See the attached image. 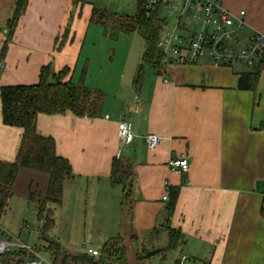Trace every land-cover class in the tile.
<instances>
[{"label":"crops","instance_id":"obj_1","mask_svg":"<svg viewBox=\"0 0 264 264\" xmlns=\"http://www.w3.org/2000/svg\"><path fill=\"white\" fill-rule=\"evenodd\" d=\"M17 1L0 0V88L36 84L45 66L56 72L70 68L73 81L86 60L90 72L93 58L83 57L84 46L90 37L94 42L98 37L108 40L97 29L90 36L93 25L101 26L91 20V5L78 0H29L10 35L7 25ZM224 7L235 16L245 12L239 46L255 34L264 36V0H226ZM115 57L110 50L106 53L99 77L92 82H85L86 69L78 83L73 81L102 92L99 116L38 115V132L55 139L57 154L73 169L59 206L72 213L87 210L89 229L103 246L133 234L142 252H156L168 247L169 226L181 233L175 249L183 255L175 264H186L190 258L197 264H264L263 65L221 66L209 57L191 65L147 66L137 86L142 57L129 52L118 66ZM255 67L261 71L255 86L240 89V75ZM121 120L133 124L137 136L131 144L119 140ZM22 133V128L4 125L0 99V160H15ZM149 133L163 137L156 148L146 145ZM183 155L190 168L180 174L169 162ZM116 157L131 162L134 170L125 204L124 187L113 185L110 178ZM30 180V192L35 182H42L38 188L44 189L43 197L49 177L30 169L20 170L14 195L26 198ZM176 187L179 195L168 223L169 189ZM161 235L168 237V243L158 247ZM55 251L56 264L61 256L67 261L61 247ZM88 256L108 263L89 254L73 258L85 261Z\"/></svg>","mask_w":264,"mask_h":264},{"label":"trees","instance_id":"obj_2","mask_svg":"<svg viewBox=\"0 0 264 264\" xmlns=\"http://www.w3.org/2000/svg\"><path fill=\"white\" fill-rule=\"evenodd\" d=\"M29 0H18L12 17L8 21L10 35L13 33L18 20L28 6ZM110 16H115L110 21ZM92 22L100 24L106 35L119 33L139 32L145 42V50L138 67L135 84L138 86L145 75L147 66L159 67L162 65L157 42L162 30L161 10L147 15L143 8V0H138L137 13L135 15L126 12H115L98 7L93 8ZM109 20V21H108ZM264 67V58L256 67ZM242 73L238 87L248 89L258 81L260 69ZM70 68L54 71L50 66L41 69L39 81L32 85H9L0 88L2 121L4 125L22 128V139L17 156L14 161L0 160V225L3 215L10 209V201L14 195V185L21 169L35 170L48 175V185L44 196L39 200L38 213L45 223V227L53 224L52 211H46L49 203L58 204L62 201L64 184L74 177L72 165L68 159L56 152V142L51 136H44L37 130V119L41 113L47 115L64 114L71 112L78 117L94 118L100 115L103 101L102 93L91 90L83 83L74 84L69 78ZM86 75V74H85ZM134 176L133 165L123 157H116L111 166V182L113 185L124 187L122 204H125L131 196V184ZM32 192V191H31ZM30 198L36 196L31 193ZM179 189H169V204L167 207L168 223L172 215ZM33 196V197H32ZM169 224H167L168 226ZM168 228L169 245L167 249H175L181 238V233ZM5 238V233L0 226V239ZM111 239L104 246L107 261L116 250L119 252V243ZM118 248V249H117ZM166 249V248H164ZM141 262L158 257L159 251L146 252ZM24 251H15L1 258V261H22ZM124 257L120 258L124 261ZM19 259V260H17ZM10 263V262H9ZM179 264V263H177ZM203 264H208L206 261Z\"/></svg>","mask_w":264,"mask_h":264},{"label":"rangeland","instance_id":"obj_3","mask_svg":"<svg viewBox=\"0 0 264 264\" xmlns=\"http://www.w3.org/2000/svg\"><path fill=\"white\" fill-rule=\"evenodd\" d=\"M137 3L138 0H95L93 4L88 5H91L92 8L97 5L101 9H107L120 13L126 12L127 14L135 15L137 13ZM175 7L178 8L179 5L176 4ZM171 12L173 13V16L171 17L170 15L168 20L173 22L178 11L175 9ZM162 13L166 17L168 16L169 11H162ZM114 17L115 16H110V21ZM94 29L99 30V35L100 33H103L105 37L103 27L94 25L90 31V36L94 33ZM106 38L108 40L98 37L95 38L96 42H94L90 37L89 41L84 46L83 57L86 54H90L92 56V69L89 72V65H87L86 60L84 61V58H81V62L83 63L84 61V63L82 67L78 68V71L75 74V78L73 80L75 83L79 82L78 80L80 74L82 70L84 71L85 69L86 84L87 82H92L94 79L98 78V67L105 64V56L106 53H109V50L110 53H113L116 56L114 58L116 66H118V64L123 61V57L129 52H134L140 57H142V54L144 53L145 42L137 31L131 33L122 32L117 35L115 34L113 36H106ZM94 44L95 46H93ZM140 57L138 60H141ZM209 57L210 56L208 53L205 52L201 58H205L207 61H209V59H211ZM237 65L242 66V68H249L245 65ZM236 68L241 67L237 66ZM31 182L32 181L30 180L27 186L29 195L26 198L20 197L17 194L13 195L10 201V209L2 217L0 226L5 233V237H15V239H19L24 244L37 248L42 256L51 260L55 259V250L57 247H61V252L68 256V258L67 261H64L63 256L59 257V261H56L57 264L104 263V261H93L92 259H89V256L88 259H86L87 261H82V258L81 260L73 258L74 256L89 254L88 251L90 248H92L100 253V255L95 256L94 259H106L105 256H103L106 254L103 243L98 241V239L95 238L89 229L91 227L90 213L88 214V211H85V209H83V211L77 210L75 213H72L71 211H67L65 207L59 206V204L49 203L46 206V211H52L54 222L51 226L45 227V223L40 218L38 213L39 200H41L43 195L41 190L44 191L43 188L40 189L38 186H40L42 182L40 183V181H37V183H34L31 193H34L35 191L36 196L34 198H30L31 195L29 184ZM116 241L117 242H114V245L116 246L115 243H119V252L116 250L113 255L109 256L110 261H107V264H141L140 260H143L147 253L142 252V248L141 246L137 245L133 234L127 235L125 239L119 237ZM158 241V247H163L168 243V237L166 235H161ZM158 251L159 256L155 259L153 258L148 260L147 264H175L176 259L181 258L183 255L182 251L178 248L175 250L160 248ZM122 256L124 257V261L120 259ZM181 260L184 262L186 257H183ZM186 264L197 263L193 262V260L190 258Z\"/></svg>","mask_w":264,"mask_h":264},{"label":"built area","instance_id":"obj_4","mask_svg":"<svg viewBox=\"0 0 264 264\" xmlns=\"http://www.w3.org/2000/svg\"><path fill=\"white\" fill-rule=\"evenodd\" d=\"M93 4L95 0H78ZM226 0H143L147 15L161 10L162 30L157 42V49L162 65H191L197 63L205 52L213 62L221 66L233 67L237 64L257 66L264 58V36L255 34L246 45H240L245 29V12L235 16L229 13L224 3ZM179 5L178 8L175 5ZM95 5L94 7H96ZM177 10L175 20L170 22L169 13ZM3 62L0 61V69ZM106 118H109L108 116ZM137 134L133 124L127 120L118 123V137L123 145L131 144ZM163 137L149 133L144 137L148 148H156ZM171 169L180 174L190 168L188 157L181 156L169 162ZM164 200L168 196L163 197ZM15 251H24L22 261H1V258ZM93 257L99 256L97 250L89 249ZM19 260V259H17ZM10 262V263H9ZM0 264H56L40 254L37 248L24 244L15 237L0 239Z\"/></svg>","mask_w":264,"mask_h":264}]
</instances>
